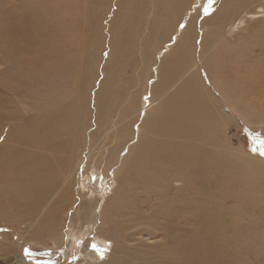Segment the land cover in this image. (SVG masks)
<instances>
[{
	"label": "rangeland",
	"instance_id": "1",
	"mask_svg": "<svg viewBox=\"0 0 264 264\" xmlns=\"http://www.w3.org/2000/svg\"><path fill=\"white\" fill-rule=\"evenodd\" d=\"M57 1L61 2V0ZM67 1L73 2L74 0ZM117 1L112 0V7L109 8L111 13L103 19L102 24L104 25L102 27H104V33L107 32L108 22L118 12ZM223 1L214 0L210 4L209 0H182L178 6L179 8L181 7V10L176 7L177 17L180 18L179 16H181V20L178 21L183 22L180 24L181 27L178 26V28L183 31L186 23L194 17L195 13L196 18L200 19L199 22L205 18L210 21L213 13H216L221 8ZM34 2L35 0H0V31L2 30L0 32V97L2 98H0V107L2 111L1 108L0 111L3 114L0 113L2 115L0 116L2 117V119L0 118V132L4 134L1 135L0 133V155L4 152L0 156V174L5 175V177H0V198L7 199L11 197L13 200L10 201L14 202V200H17L14 202L17 204L20 197L19 194L21 193L22 195L23 189H26L25 191L29 193L27 194L28 197H26L28 199V208L26 207V210H24L26 212L23 211L21 214L16 211V208L13 209L14 212L12 209L10 210L8 208L10 201L7 199L9 202L6 204V208H8L10 214L8 212L6 214L7 210L4 211L3 215L0 213V264H14L15 258L20 254V249L21 255L26 261L25 264H264V95L260 94L261 100L259 99L252 104L249 100L239 97L231 100H227L225 97L220 99V94L214 88L211 89L212 94L216 96L217 105L223 110L222 112L228 119L226 120L227 124L223 133L224 140L222 143H218L220 147L211 146V149L223 148L228 159H230L228 160L229 165H233L226 170L224 183L221 184L222 181H219L220 183L218 182L219 184L216 188L217 191V189L219 190L225 185L226 187L228 185L227 188L232 187L230 188L231 191L230 189L227 190L226 198L220 200L217 197L213 198L207 204V208L201 211L200 214L199 206H201V201L193 197L196 196L195 192L188 193L189 186L179 184V182L171 184L168 195L163 193V189H165L163 187L165 186H162L157 192L150 194L149 198L142 196L141 198L139 197V201L133 198L128 199L131 196V191H129L130 186L127 185L126 176H123L126 175L123 171V165L126 160L125 157H127L135 140L132 138L129 142L130 144L124 148L120 145L123 143V135L126 134H124V127L128 120L119 118L124 108L129 104V99L139 92L142 87H145V78L141 76L142 71H144V63H141L143 59L140 57L141 52L143 48H147L148 44L150 47L152 43L161 40L163 24L160 23V17H166L169 8L165 0H143L140 10H138L139 14L134 16L132 20V26L136 25L133 30L134 37L132 38L133 40L135 38L134 43L127 50H120L119 53L121 54L119 56L121 57L115 62V70L111 79L113 81L111 85L113 86L106 82L108 76L104 73L110 53L109 38L105 41V49H103L99 57V63L97 65L94 64V70L91 72V86L84 91V97H87L80 98L76 104L77 108L74 112L77 114L73 117L77 120L75 123L61 126L64 130V127H66L64 132L67 135L63 134L61 127L62 134H57L59 136L53 134L54 144L60 146L63 144H59L58 141L63 142V139L72 140L75 136L71 132L76 133L78 131L76 135L81 140H79L81 144H76L73 156L68 158V155H65L67 154L66 152H53L51 155L50 151L47 150H51L53 147H50L52 142L49 141L52 136L45 133V131L37 130V125L43 128L46 127L41 122L45 123L48 119L47 117L50 116L55 108L48 102L45 95L47 72L39 69L34 70L30 65V61L40 54L36 53L38 46L37 29H33L31 25L41 16L42 11L41 9H38L37 12L34 11ZM127 11L125 9L124 12ZM243 13L244 15H242ZM228 17L234 18L235 21L233 23L230 21L231 23L224 29L223 35L226 37L222 35L221 41H217L213 46L210 45L206 58L202 62L213 57L222 48V43L226 42L230 47L221 51V54L237 46L241 50H245L252 60H258L257 63L264 68V2L249 7L241 14L238 13L233 16L229 14ZM154 25L158 28L156 29ZM46 28L44 26L41 31ZM178 28L175 27L177 31L179 30ZM155 29L158 31L155 32ZM48 30L47 28L44 31ZM199 31H202V29ZM203 36V32H199L197 42ZM178 39L179 37H176L175 34L167 42L171 46L165 43L162 50L154 55V57H157L156 60L160 61L164 55L169 53L168 50L176 44ZM31 43H33L32 46ZM33 55L35 56L33 57ZM12 56L17 61H14ZM11 57L12 59H10ZM17 62L18 64L21 62L20 66ZM157 66L159 65L157 64L155 67L150 68L151 72L149 71V66L146 68L145 72L148 77L151 73L148 82L149 88L157 78ZM252 66H254L252 69L258 71L256 68L258 64L252 63ZM20 67L21 69L19 70ZM39 71H42L46 77L42 75V72L40 74ZM192 71L196 70L193 69ZM191 73L185 77L188 78ZM94 75L96 76L93 77ZM247 75L251 76V73H247ZM256 76L258 77V75ZM7 77L8 79L10 78L9 81L6 79ZM180 85L179 81L176 87L178 88ZM103 86L106 88L104 96L107 108H104L105 110L99 118H102L99 124L96 101L98 93ZM253 96L259 97V94H253ZM81 99L84 100L81 101ZM239 99H242V101ZM250 99H253V97ZM109 102L110 105H108ZM106 114L108 115L107 117ZM83 118L85 119L83 120ZM135 129L136 127H132L134 134L136 132ZM40 132H42V135L48 136L41 135V137ZM133 133L132 136L134 137ZM69 136L70 138H68ZM28 137L31 138L29 139ZM48 137L49 139H47ZM34 138L41 140V143L46 148L49 146V148L44 150V148H39V145L38 147L32 146L35 140L32 141L31 139ZM43 138L47 139L51 144L48 145L49 143L44 142ZM22 145L25 146L22 147ZM30 147L34 149L31 150ZM18 152L19 154L22 153V156L17 155ZM52 156L54 157L52 158ZM25 160L28 162H25ZM41 161L45 162V164H41ZM113 162L117 163L113 164ZM46 163L50 164L46 165ZM63 163L65 166H63ZM93 165L96 170L92 172L94 170L92 168ZM260 165L263 166L262 170ZM3 166L4 168L6 166L7 168L8 166H14L15 168L11 169V172H14L5 173ZM21 169L24 170L23 172L26 175H18L16 171L23 173ZM59 170L62 178L60 180L58 177H54V180L55 178L56 181L57 179L59 180L58 184L53 188L41 175L48 172L58 173ZM255 171L256 173H254ZM235 173L244 174L241 179L236 178L233 183ZM34 182L37 184H34ZM23 183L26 185L25 187ZM12 184L16 187L11 186ZM10 186L12 187L11 189ZM16 191H20L19 194ZM213 191V189H210L208 192L212 193ZM7 192L10 193L8 194ZM34 210L35 213H33ZM0 212L3 211L0 210ZM14 213L17 215H13ZM166 217L172 219L171 222ZM67 232L71 233V238L65 241ZM104 240L105 242H102ZM25 250H28L31 255H26Z\"/></svg>",
	"mask_w": 264,
	"mask_h": 264
},
{
	"label": "bare ground",
	"instance_id": "2",
	"mask_svg": "<svg viewBox=\"0 0 264 264\" xmlns=\"http://www.w3.org/2000/svg\"><path fill=\"white\" fill-rule=\"evenodd\" d=\"M181 1L182 0H165V3L169 8L168 12H170L171 14L169 13L170 14L169 15L167 12L166 17H164V16H161L162 18L160 17V19H161L160 23L163 24V26H164V27L162 26V28H163L162 29V33H163L162 38H161V40H158L156 43H152V45L150 47L148 44L147 48H143V50L141 52L140 57H141V59H143L141 63H144V65H143L144 71H142L143 73L141 72L142 73L141 76H143L145 78L144 81L146 83H145V87L141 86L142 89L139 92H137L136 94L134 93L135 95L132 98H130L131 100L129 99V101H130L129 104L124 108V110L122 111L123 113L120 114L119 119L126 118V120H128L126 122L125 127H124V129H125L124 134L125 133L126 134L123 135V137H124L123 143L120 145H122V147L124 148L125 146L130 144L129 142L132 138H133V140H135L134 141L135 143L130 148L127 157H125L126 160H125L124 165H123V171L126 174L123 176L124 177L126 176V181L128 182V184L127 183L126 184L130 186V190L129 189L128 190L131 191V194H130L131 196H129L128 199L133 198V199H136V201L137 200L139 201V199L142 196H144L145 198H149L150 194L157 192L159 190V188L162 186H165V187H163L165 189H163L164 192L162 191V189H161V191L163 193H165L166 195H168L171 184L180 182L179 184H182V185L185 184V185L189 186L190 189L187 190L188 193L189 192H195L196 196H193V197L196 199H199L201 201V203H200L201 206H199L200 210L198 209L200 214H201V211H203L204 209L207 208V204H209L211 202V200H213V198L215 199V197H217V198H219V200L226 198V196H227L226 193L228 194L227 190L232 188V187L227 188L228 185L226 187V185L224 184L225 185L224 187H221V189H219V190L217 189V191H216V188H217L218 184L220 183L219 181H222L221 184L224 183L226 170L230 169V167L233 165H229L228 160H230V159H228L223 148L217 149L218 148L217 147L216 149H211V146H219L220 147V144H218V143L223 142V140H224V137H223L224 134L223 133H224V129H225L226 124H227L226 120H228L226 115L222 112L223 110H221L219 108V106L217 105L216 96L212 94L211 89L214 88L220 94V96H221L220 99H222V97H225L227 100H231L235 97H239V98H243L244 100H249V102H251L252 104L261 98L260 94L264 95V89H263L264 88V68H262L259 65V63H257L258 60H252L250 58V56L246 54L245 50H241L240 47L235 46V48H233L231 50H227L221 54V51H224V50L228 49V47H230L229 44L224 42V43H222L223 44L222 48L219 50V52H216L213 57H211L210 59H207L205 62H202V60L204 58H206L205 56H206L207 51L210 48V45L213 46L216 44L217 41H221V37L224 34L223 32L225 31L224 29L227 28V26L231 22L233 23V21H235L234 18L228 17L229 14H231V16H233L234 14H238V13L241 14L244 10L248 9L249 7L259 5L261 2H264V0H237V1L236 0H224L222 2L221 8L218 9V11L216 13H213L210 21H208V18L207 19L205 18V19L201 20V22H199L200 19L196 18V16H195L196 13H195L194 17L191 18L190 21L186 23V26L184 27L183 31H180V28H178V26H180V24H182L183 22L181 23L178 21V20H181L180 19L181 16H179L180 18H178L177 17V11H176V7L179 6ZM111 3H112V0H74L73 2L67 1V0H64V1L61 0V2H58L57 0H35V2H34V11L37 12L38 9H41V11H42L41 16H39L31 25L33 29H37V36H38L37 51L38 52L36 51V53H40V54L36 55V56L33 55V57L35 56V59L30 61V65L32 66L31 68H33L34 70L39 69V70H44L45 72H47V77H46L43 75V72L41 71L42 75L44 77H46L45 83L47 84L46 94L45 93L44 94L47 96L48 102L50 104H52V107H54L55 109L50 114V116L47 117L48 119L47 120L45 119L46 120L45 123L41 122L43 124V126H46V127L43 128V127L37 125V130L45 131V133L52 136V139H49V137L47 138V139H49V141L52 142V145H50L51 143H49L47 139L45 140L43 138V140H45L44 142L49 143L48 145H50V147L53 146L51 148V150H47L49 148V146L47 145L48 148H46V146L43 143H41L42 142L41 140L35 139V138L31 139V140L32 141L35 140L34 145H32V146L38 147V145H39L40 146L39 148H44V150L46 149L47 151H50L51 155L53 154V152H63V153L66 152L67 154H65V155H68V158H71L74 154V149H75L76 144L77 143L81 144V143H79L81 140L76 135L78 131L76 133L70 131L75 136V138L71 137V138H73L72 140L71 139L70 140L63 139L64 140L63 142H61V141L59 142L58 139H56V141H58L59 144H63L60 146L59 145L57 146V144L56 145L54 144L55 140H54L53 134H55V135L60 134L61 130L63 129L61 126H66V125L73 123V122L75 123V121L77 120L76 118L73 117L74 115L76 116V114H77L76 112H74L75 109L77 108L76 104L80 98H83L85 96L84 91L88 90L91 86V83H90V81H91L90 79L92 78L91 72L94 70V64L97 65L99 63V57H100L103 49H105V45H104L105 41L108 40V38H109V42H108V45L110 48V53L108 56L109 61L105 65V69H104L105 72L104 73H106L108 76V79L107 80L105 79V80L107 83H109L110 86H113V85H111V83L113 82L111 79L113 76V71L115 70L114 69L115 62L119 57H121V56H119L121 54V53H119V51L120 50H123V51L127 50L130 47V45L131 44L133 45V43H134L135 38H134V40L132 38L134 37L133 36L134 31L133 30L136 28V25L134 24V27L132 26L133 25L132 20H133L134 16L139 14L138 10H140V5L143 3V0H118L117 1L118 5H119V6L117 5V7L119 8L118 12L115 13L113 15L112 20L110 22H108L109 25L107 28V32L104 33V27H102V25H104V24H102V23H103V19L106 18L109 13H111V11H110L111 9H109L110 7H112ZM180 8L178 10H181ZM186 8H187V6H186ZM125 9H127L128 11L124 12ZM133 13H134V15H133ZM183 14H184V12H183ZM242 15H244V13ZM183 17H185V16H183ZM130 20H131V22H130ZM177 22H179V23H177ZM155 25H154V27H155ZM44 26L47 27L49 30L45 32L44 30H46L47 29L46 28L43 31H41V29H43ZM175 27L178 28L179 30L177 31L175 29ZM155 28L157 29L158 27H155ZM156 29L154 30L155 32L158 31ZM201 29H202V31H199ZM175 30H176V32H175ZM152 31H151V33H153ZM0 32H2V30ZM199 32H203L204 36L199 39V42H197V40H198L197 35ZM156 34L158 35V33H156ZM175 34H176V37H179L178 41L176 42L175 45L172 46V48H170L169 50L167 49L169 53L164 55V57L160 61H157L156 60L157 57H154V55L158 51L162 50L165 43L169 42ZM225 34H227V33H225ZM224 36L225 35H223V37ZM136 39H138V38H136ZM7 41H9V40L7 39ZM7 43H9V42H7ZM22 44H20V45H22ZM32 44L33 43H31V46H32ZM23 45H25V44H23ZM169 46H171V44ZM232 46H234V45H232ZM15 47H16V45H15ZM15 47H14V49H15ZM29 48H31V47H29ZM18 49H20V48H18ZM33 49H34V47H33ZM4 50H6V49H4ZM11 50L13 51L12 48H11ZM7 51H9V50H7ZM25 54H26V51H25ZM19 56H20V54H19ZM29 56H31V55L29 54ZM29 56H27V57H29ZM12 57L10 59H12ZM21 58H22V55H21ZM27 60H29V59H27ZM14 61H17V60L14 58ZM21 62H20V64H21ZM24 63H25V61H24ZM252 63H255V65L258 64V67H256L258 69V71L252 69L254 67V66H252ZM17 64H18V62H17ZM20 64H18V65L20 66ZM157 64L159 65V66H157L158 67L157 78H156L154 84H152V86L149 88L148 82H149V78H150L151 73L149 74V77H148V75L146 74L145 71H146L147 66H149L148 68L150 71V68L155 67ZM199 64H200V66H199ZM244 67H246V69H244ZM20 69H21V67L19 68V70ZM154 69H156V68H154ZM193 69H195L196 71H192ZM10 71H11V69H10ZM41 72H40V74H41ZM190 72H192L191 75L188 76V78H186ZM247 73H251V76L250 75L246 76ZM29 75H30V73H29ZM32 75H33V73H32ZM256 75H258V77ZM95 76L96 75H94L93 77H95ZM12 78H13V76H12ZM6 79H8V77ZM9 79H8V81H9ZM144 81H141V82H144ZM179 81H180L181 85L178 86V88H177L176 84H178ZM13 82L16 83L15 81H13ZM35 82H37V81H35ZM31 83L33 84V82H31ZM128 86H129V84H128ZM131 86H133V85H131ZM143 86H144V84H143ZM136 89L138 90V88H136ZM105 91H106V88H105V86H103L98 93V97H97V101H96V103H97L96 111H97V117H98V123L99 124L101 123V120H102V118L101 119H99V118H100L102 112L105 110L104 108L106 107V104H107L106 100H105V96H104ZM23 93L25 94V92H23ZM13 94H15V93H13ZM253 94H255V95L259 94V97L253 96ZM144 95H146V97H144ZM86 97H84V98H86ZM252 97H253V99H250ZM82 100H84V99H81V101ZM239 100L242 101V99H239ZM81 101H80V103H81ZM142 102H144V104H142ZM108 105H110V102ZM1 111H2V108H1ZM1 111H0V113H1ZM1 114H0V116L3 115V114L2 115ZM5 114H6V112H5ZM107 116L108 115L106 114V117ZM7 117H8V115H7ZM117 117H119V116H117ZM0 118L2 119V117H0ZM84 119L85 118H83V120ZM60 127L62 128L61 130H60ZM132 127L133 128L136 127L135 134L133 133L134 131L132 130ZM64 128L66 130V127H64ZM70 129H72V128H70ZM15 130H17V129H15ZM65 130L64 129L62 130L63 134H65V132H64ZM23 132H26V131H23ZM122 132H123V129H122ZM0 133H1V135L3 134L2 132H0ZM41 133L42 132H40V136L42 135ZM132 133H133V135H135L134 137L132 136ZM12 135H13V133H12ZM25 135H28V134H25ZM44 135H42V136H44ZM65 135H67V134H65ZM46 136H48V135H45V137ZM57 136H59V135H57ZM5 137H6V135H5ZM41 137H40V139H41ZM68 138H70V136ZM10 142H12V141H10ZM15 142H16V140H15ZM24 143L26 144V142H24ZM120 143H121V141H120ZM23 146H25V145H22V147ZM27 148H28V143H27ZM24 149H25V147H24ZM30 149H31V147H30ZM32 149H34V148H32ZM11 150H13V149H11ZM17 151H15V152H17ZM3 154H4V152H3ZM3 154H1V155H3ZM21 154H19V152H18L17 155H21ZM30 154H32V153H30ZM30 154H28V155H30ZM42 155H44V154H42ZM31 156H29V157L31 158ZM54 156H52V158ZM6 157H7V155H6ZM4 158H5V156H4ZM23 158H25V157H23ZM48 158H50V157H48ZM16 159L18 160L17 157H16ZM31 159H33V158H31ZM73 160H74V158H73ZM60 161H58V162H60ZM90 161H91V159H90ZM25 162H28V161L25 160ZM229 162H231V161H229ZM115 163H117V162H113V164H115ZM41 164H45V162L41 161ZM49 164L50 163H48V164L46 163V165H49ZM231 164H232V162H231ZM3 165H5V164H3ZM23 166H24V164H23ZM63 166H65V164ZM262 167L263 166H261V170H262ZM14 168H15L14 166H8V168H7V166L5 168L3 166L4 172L7 174L10 173L11 169H14ZM92 168L94 169V170H92V172L96 170V167L94 165ZM22 169H24V168H22ZM22 169H21V171L23 172L24 170H22ZM25 169H27V168H25ZM55 169H56V167H55ZM39 170H41V169H39ZM261 170H259V171L261 172ZM62 171H64V170H62ZM121 171H122V169H121ZM13 172H11V173H13ZM16 172H18V175H26V173H24V172L20 173V171H18V170ZM39 172H41V171H39ZM254 173H256V171ZM60 174H61V172L59 170L58 173L48 172L47 174H43L41 176L44 177L43 179H45V181L49 185H52V187L54 188L58 184V180L59 179L61 180V178H62V175H60ZM243 174L235 173L234 174L235 179H234L233 183L235 182L236 178L241 179V177H243ZM38 175H40V174H38ZM0 177H5V175L0 174ZM54 177H56V178L58 177L59 179H57V181H56V178L54 180ZM24 181H25V179H24ZM29 182H30V180H29ZM6 183H9V182H6ZM27 183H28V181H27ZM124 183H125V181H124ZM34 184H37V183L34 182ZM23 185H24V183H23ZM1 186H2V184H1ZM11 186H14V185L12 184ZM11 186H10V189L12 188ZM25 186L26 185H24V187ZM6 187H7V185H6ZM15 187L16 186H14V188ZM8 188H9V185H8ZM222 188H224V189H222ZM18 189H19V187H18ZM126 189H127V187H126ZM210 189H213L214 191L212 193H209L208 191ZM5 190H9V189H5ZM23 190H22V195H21V193L19 194V192L21 190L19 192H17L18 190L16 191V193H18L20 195V197L18 198L17 204L14 203L17 200L16 201L14 200V202L10 201V200H13V199H11V197L7 198V199H9L10 202L7 201V199L0 198V210L3 211L0 213H2V215H3L5 210H7L6 211V214H7V212L9 211L8 208L10 210L12 209V211H13V209L16 208V211L20 212L21 214L24 210H26V207L28 205V202H27L28 199H26V197H28L27 194H29V193H27V191H25L26 189L24 191ZM230 191H231V189H230ZM134 193H136V194H134ZM132 194H134V195H132ZM229 194H230V192H229ZM47 195H48V193H47ZM232 195H233V193H232ZM5 196H6V194H5ZM44 198H46V197L44 196ZM163 200H164V198H163ZM8 202H9L8 208H6V204ZM172 202H174V201H172ZM175 203H177V202H175ZM173 206H175V205H173ZM119 208H120V206H119ZM119 208H117V209H119ZM12 211H11V213H12ZM171 211H168V212H171ZM24 212H26V211H24ZM33 213H35V210L33 211ZM15 214L16 213H14L13 215H15ZM168 217H166V218H168ZM176 218H178V217H176ZM168 219L171 222L172 219H170V218H168ZM24 220H22V221H24ZM169 220H167V221H169ZM27 221H28V219H27ZM25 222H26V220H25ZM167 224H168V222H167ZM70 238H71V233L67 232L66 237H65V241H68ZM102 242H105V240ZM20 247H21V245H20ZM91 247H93V246H91ZM91 247H90V250H91ZM92 258H93V256H92ZM25 262L26 261L24 260L23 255H21V249H20V254L15 258L14 264H25Z\"/></svg>",
	"mask_w": 264,
	"mask_h": 264
},
{
	"label": "snow or ice",
	"instance_id": "3",
	"mask_svg": "<svg viewBox=\"0 0 264 264\" xmlns=\"http://www.w3.org/2000/svg\"><path fill=\"white\" fill-rule=\"evenodd\" d=\"M212 2H214V0H209V3L211 4ZM26 251V255H31V253L30 252H28V250H25Z\"/></svg>",
	"mask_w": 264,
	"mask_h": 264
}]
</instances>
